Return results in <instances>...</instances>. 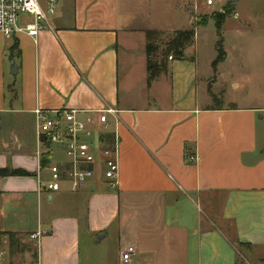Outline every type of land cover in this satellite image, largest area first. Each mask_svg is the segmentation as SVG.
<instances>
[{
    "label": "crops",
    "instance_id": "0c3cea01",
    "mask_svg": "<svg viewBox=\"0 0 264 264\" xmlns=\"http://www.w3.org/2000/svg\"><path fill=\"white\" fill-rule=\"evenodd\" d=\"M139 2L59 0L36 39L0 35V169L29 173L0 176V229L15 233L0 242V264H264V95L223 91L213 104L208 78L219 72L221 82L218 67L235 56L224 51L216 71L217 57L201 71L188 47L149 83L146 31L190 28V2L179 7L183 28L152 26ZM110 107L99 124L95 111ZM36 108L79 110L106 143L116 135L117 185L97 172L78 192L47 190L48 165L64 154L54 146L40 164ZM34 209L33 224L7 223L30 222Z\"/></svg>",
    "mask_w": 264,
    "mask_h": 264
},
{
    "label": "built area",
    "instance_id": "2783aa9c",
    "mask_svg": "<svg viewBox=\"0 0 264 264\" xmlns=\"http://www.w3.org/2000/svg\"><path fill=\"white\" fill-rule=\"evenodd\" d=\"M209 6L214 0H206ZM59 0H0V35L13 38L19 33L33 38L50 28L49 16L58 7ZM114 108L95 111L96 121L105 125L107 114H115ZM81 111L58 108L34 110L37 133V157L42 164L43 158L52 154L53 147L58 146L64 159L50 162V178L45 183L52 192L67 189L78 192L101 172L106 184L114 188L118 183L120 164L118 159L119 141L116 135L111 143L103 137L105 131H96L93 127L95 118L88 115L80 118ZM194 160L195 157H190ZM41 231L34 232L30 239L39 240ZM134 246L122 251V260L130 262L135 254ZM4 251H0V257Z\"/></svg>",
    "mask_w": 264,
    "mask_h": 264
},
{
    "label": "rangeland",
    "instance_id": "374dc122",
    "mask_svg": "<svg viewBox=\"0 0 264 264\" xmlns=\"http://www.w3.org/2000/svg\"><path fill=\"white\" fill-rule=\"evenodd\" d=\"M188 2L190 5L186 9L185 16L192 19V25L188 29L196 28V36L187 52L198 57L200 70L207 69L208 63L218 57L221 38L224 51L235 56L226 67H218L224 77L221 82L216 85L219 72L211 74V77L208 78L205 93H213V95L210 94L211 102L215 105L224 104L226 95L223 91L231 92L237 97L245 96L246 92L264 95V0H239L235 4H231L229 0H214V4L211 6L207 4L206 0H140L137 8L143 14L148 13V21L152 26L173 25L175 28H183L186 22L179 7H185V3ZM195 2L198 4V8L193 6ZM219 14L226 15L227 18L221 28V36L218 34L216 22ZM237 15L241 19L236 20ZM244 20H248V31L241 28L239 31L242 30V33L236 34L237 26L240 21ZM158 31L163 34L157 37L155 45L158 47V52L151 59L161 62L162 55L166 50L164 43L173 37L177 30L160 29ZM171 59H173L172 54L167 56L168 61ZM231 77L240 79L246 90L242 91L231 87L229 84ZM262 116L264 117V112L260 113V117ZM42 181L47 182L45 175ZM30 213L28 218L30 222L23 221V218L20 220L9 219V216L7 223L23 227L31 225L36 222L37 210L34 209ZM6 233L0 229V242L4 240Z\"/></svg>",
    "mask_w": 264,
    "mask_h": 264
},
{
    "label": "trees",
    "instance_id": "16d2710c",
    "mask_svg": "<svg viewBox=\"0 0 264 264\" xmlns=\"http://www.w3.org/2000/svg\"><path fill=\"white\" fill-rule=\"evenodd\" d=\"M226 15L219 14L217 15L216 22L218 28V34L221 36V28L225 22ZM163 34L158 30H148L146 31V55H147V72H148V82L156 80L162 74H166L169 71V61L167 56L173 55V59H183L185 57V50L187 47L193 44L194 38L196 36V28L184 29L176 31L175 35L164 43L166 46L165 53H163V59L161 62L151 59L155 57L158 52V47L155 45L158 36ZM222 38L219 42V55L213 63L215 71L217 70V65L224 60L225 52L222 46ZM46 163L42 161V165L45 166ZM28 172L22 170H13L10 168L0 169V176H14V175H28ZM0 192V201H1ZM11 241L15 238V233H6Z\"/></svg>",
    "mask_w": 264,
    "mask_h": 264
},
{
    "label": "water",
    "instance_id": "95a60500",
    "mask_svg": "<svg viewBox=\"0 0 264 264\" xmlns=\"http://www.w3.org/2000/svg\"><path fill=\"white\" fill-rule=\"evenodd\" d=\"M239 0H229V2L231 3V4H235L236 2H238Z\"/></svg>",
    "mask_w": 264,
    "mask_h": 264
}]
</instances>
